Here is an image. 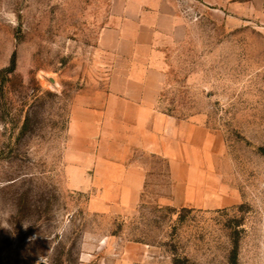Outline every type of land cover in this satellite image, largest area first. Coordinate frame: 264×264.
I'll list each match as a JSON object with an SVG mask.
<instances>
[{"label": "rangeland", "instance_id": "rangeland-1", "mask_svg": "<svg viewBox=\"0 0 264 264\" xmlns=\"http://www.w3.org/2000/svg\"><path fill=\"white\" fill-rule=\"evenodd\" d=\"M125 7L158 53L159 111L215 137L210 206L163 204L172 182L155 155L143 156L149 179L128 214L93 211V191L69 182L71 113L103 102L124 63L98 40ZM0 9L18 21L0 16V264H264V0H0Z\"/></svg>", "mask_w": 264, "mask_h": 264}, {"label": "crops", "instance_id": "crops-1", "mask_svg": "<svg viewBox=\"0 0 264 264\" xmlns=\"http://www.w3.org/2000/svg\"><path fill=\"white\" fill-rule=\"evenodd\" d=\"M130 9L124 8L123 22L99 36L101 49L118 53L124 62L112 74L105 100L73 107L69 182L75 189L93 191V211L128 214L141 201L149 179L143 156L155 155L167 162L166 177L172 182L163 204L210 206L214 188L206 182L214 173L210 144L215 137L199 123L159 111L163 75L152 62L158 53L153 38L143 40L138 23L129 22L139 19ZM129 25L136 27L127 30ZM200 180L203 186H198Z\"/></svg>", "mask_w": 264, "mask_h": 264}, {"label": "clouds", "instance_id": "clouds-1", "mask_svg": "<svg viewBox=\"0 0 264 264\" xmlns=\"http://www.w3.org/2000/svg\"><path fill=\"white\" fill-rule=\"evenodd\" d=\"M0 16L3 17L4 20H6L8 23L12 24L13 26H16L18 21L16 19V15L13 11H9L7 9H0ZM0 227H6V225H0Z\"/></svg>", "mask_w": 264, "mask_h": 264}]
</instances>
